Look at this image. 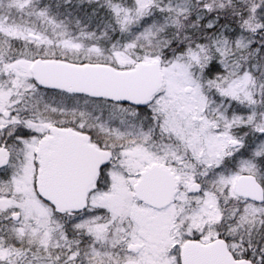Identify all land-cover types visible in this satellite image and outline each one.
Masks as SVG:
<instances>
[{
    "label": "snow or ice",
    "instance_id": "6c2138e0",
    "mask_svg": "<svg viewBox=\"0 0 264 264\" xmlns=\"http://www.w3.org/2000/svg\"><path fill=\"white\" fill-rule=\"evenodd\" d=\"M0 264H264V0H0Z\"/></svg>",
    "mask_w": 264,
    "mask_h": 264
}]
</instances>
